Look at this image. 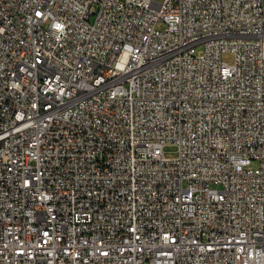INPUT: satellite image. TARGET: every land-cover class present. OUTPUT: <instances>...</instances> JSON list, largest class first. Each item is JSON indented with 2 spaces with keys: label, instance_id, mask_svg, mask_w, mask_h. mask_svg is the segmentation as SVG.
Here are the masks:
<instances>
[{
  "label": "built area",
  "instance_id": "1",
  "mask_svg": "<svg viewBox=\"0 0 264 264\" xmlns=\"http://www.w3.org/2000/svg\"><path fill=\"white\" fill-rule=\"evenodd\" d=\"M0 264H264V0H0Z\"/></svg>",
  "mask_w": 264,
  "mask_h": 264
},
{
  "label": "rangeland",
  "instance_id": "2",
  "mask_svg": "<svg viewBox=\"0 0 264 264\" xmlns=\"http://www.w3.org/2000/svg\"><path fill=\"white\" fill-rule=\"evenodd\" d=\"M158 1H162V0H158ZM158 29L159 30L165 29V24L160 23L158 25ZM200 49H201V47L198 48V51ZM222 59L224 62L231 65L234 62V54L232 52H225L222 55ZM164 154L167 158H176L179 155V149L176 145H167L164 147ZM253 166H256V164L254 163Z\"/></svg>",
  "mask_w": 264,
  "mask_h": 264
}]
</instances>
